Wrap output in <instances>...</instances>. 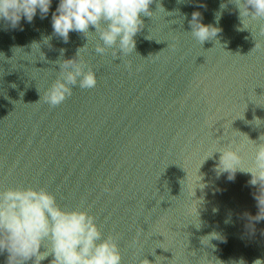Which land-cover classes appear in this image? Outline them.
<instances>
[{
    "label": "clouds",
    "instance_id": "9594fccd",
    "mask_svg": "<svg viewBox=\"0 0 264 264\" xmlns=\"http://www.w3.org/2000/svg\"><path fill=\"white\" fill-rule=\"evenodd\" d=\"M154 2L156 0H59L51 16L53 34L68 43L69 34L74 31L82 34L87 44L77 50L75 58L56 61L59 74L41 99L56 107L73 94L74 87L94 88L98 82L96 72L81 56L89 38L96 39L95 53L103 55L111 50L114 60L134 53V37L144 28L141 17L153 16L150 5ZM228 2L238 10L244 28H249L245 21H256L258 34L264 36V0ZM51 5L52 0H0V21L15 29L21 27L22 19L32 23L38 11L41 19L46 18ZM226 7L225 3L220 5L221 10ZM157 9L166 12L162 4L157 3ZM221 14L216 13L217 23ZM201 20V13L194 11L189 24L190 34L203 45L214 40L220 29L205 25ZM50 39L45 37L43 42L49 44ZM256 41L254 49L261 47ZM34 45L40 47L33 43L32 48ZM60 51L63 55L65 50ZM259 139L261 141V137ZM217 152L221 154L215 169L218 175L227 173L228 180L232 181L238 171L250 174L247 183L257 188L253 196L259 209L254 219L264 220V142L257 144L254 160L248 167L242 166L241 154L232 147ZM212 239H219L218 234L210 233L201 242L208 244ZM4 252L8 254L7 264H42L49 257V264H122L117 238L105 237L95 216L87 210L62 207L45 187L16 186L0 191V253ZM141 264L149 262L144 260ZM254 264H262V261L256 260Z\"/></svg>",
    "mask_w": 264,
    "mask_h": 264
}]
</instances>
